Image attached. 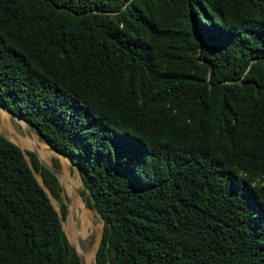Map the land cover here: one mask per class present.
<instances>
[{"label": "trees", "instance_id": "16d2710c", "mask_svg": "<svg viewBox=\"0 0 264 264\" xmlns=\"http://www.w3.org/2000/svg\"><path fill=\"white\" fill-rule=\"evenodd\" d=\"M0 102L78 165L95 264H264V0H0ZM27 153L0 131V264H81Z\"/></svg>", "mask_w": 264, "mask_h": 264}, {"label": "rangeland", "instance_id": "374dc122", "mask_svg": "<svg viewBox=\"0 0 264 264\" xmlns=\"http://www.w3.org/2000/svg\"><path fill=\"white\" fill-rule=\"evenodd\" d=\"M9 114L10 117V121L11 124L13 126L14 131H16L18 134L22 135L23 137H30V135H28L23 127V124L17 119L15 118L12 114ZM6 120H3V124L4 126L10 128V126L8 125V123L6 124ZM0 124V131L6 135L7 137L15 140L17 142L15 138L16 135H14L15 133H11L12 131H10L8 128H5ZM11 129V128H10ZM31 134L33 133L34 137L38 138L40 141L46 143L44 140H42L38 134L31 130L30 132ZM20 144L21 147L23 148H30L31 144H24L22 145L20 142H17ZM53 158H58L59 159V167L56 168L62 175H64V177L66 178L67 174L70 175V177L72 176L71 179H76L77 184L79 183V188H84L83 182L81 180L80 174L77 170L76 164L72 163L70 161V159L68 157H65L64 155H62L61 153H58L57 151H52L50 152V155L48 157V160H46L47 162L52 164V159ZM67 160V161H66ZM36 176L39 178L40 174L39 172L35 171ZM67 179V178H66ZM63 180L60 179V184H61V193H60V199L59 198H55L52 194L50 195L51 201L53 203V205L58 209L61 210V203H65L66 207H67V211H66V215L65 217L62 216V224L64 227V230L68 236V238L70 239V234L73 236V238L76 240L75 242H73L71 239V242L74 244H78V232H79V228H77V224L76 221L78 219V216L76 215V213H73L72 215L70 214V209H71V203L69 200V194L66 191V188L63 184ZM84 196V195H83ZM86 202V199H83ZM87 203V202H86ZM91 208V207H90ZM93 211V222L95 224L94 228H90V233L86 234L85 236H82V242L84 245V249H85V253H86V257L87 255H89V264H94L95 263V249L96 246L99 242V239L101 237L102 234V230L104 227V221L103 219L100 217V215L97 213V211L93 208H91ZM70 233V234H69Z\"/></svg>", "mask_w": 264, "mask_h": 264}, {"label": "bare ground", "instance_id": "6f19581e", "mask_svg": "<svg viewBox=\"0 0 264 264\" xmlns=\"http://www.w3.org/2000/svg\"><path fill=\"white\" fill-rule=\"evenodd\" d=\"M3 120H6V122L8 123V125L10 126L11 129L8 128L7 126L6 127L4 126ZM18 120L22 124H25V121L22 118H18ZM0 124L3 127L8 128L10 131H12L11 133H15L14 135H16V136L14 139H16L17 142H20L22 145H24V144L30 145L34 141L36 143V149H37L40 157L43 158L44 160L45 159L48 160L50 152L56 151V150L52 149L47 143H44V142L40 141L38 138L34 137L33 133L28 138V137H23L22 135L18 134L16 131H14L8 112L3 110L2 108H0ZM58 153H60V152H58ZM61 154L64 155L63 153H61ZM64 156L67 157L66 155H64ZM66 176H67L66 177L67 179L64 177L63 184L66 188L67 193L69 194V200L71 203L70 204L71 205L70 214L72 215L73 213H76V215L78 216V219L76 221L77 228H79L78 237L79 236L82 237V236H85L86 234L90 233V228L92 229L95 227V224L93 222V211L87 205V203L83 200V199H85L84 196L79 195L77 193V190L79 188V186H78L79 183L77 184L76 179H74V180L71 179L72 176L70 177V175H68V174ZM69 236L73 242L76 241L71 234ZM89 261H90L89 255H87L86 264H89Z\"/></svg>", "mask_w": 264, "mask_h": 264}, {"label": "water", "instance_id": "95a60500", "mask_svg": "<svg viewBox=\"0 0 264 264\" xmlns=\"http://www.w3.org/2000/svg\"><path fill=\"white\" fill-rule=\"evenodd\" d=\"M0 108H2L3 110H5V111H7V112H9L10 114H12L15 118H22L24 121H25V124H23V127H24V129H25V131H26V133L28 134V135H30L31 136V130H32V127L30 126V124L28 123V121L27 120H25L23 117H21L18 113H16L15 111H13V110H11L10 108H8V107H6L4 104H2L1 102H0ZM9 138V137H8ZM9 139H11V138H9ZM12 141H14L15 143H17L15 140H13V139H11ZM19 146H20V144L19 143H17ZM52 149H54V150H56L54 147H52L49 143H47ZM21 147V146H20ZM21 149L23 150V152H24V154H25V156H26V159H27V161H28V163L31 165V161H30V157H29V155H28V153H27V150H31V151H33L35 154H36V156L38 157V159H39V161L44 165V166H46L52 173H54L55 174V176L59 179V181H60V179L61 180H64V176L51 164V163H49V162H47L46 160H44L43 158H41L40 157V155H39V153H38V151H37V149H36V143L33 141L32 143H31V147L30 148H28V149H25V148H23V147H21ZM56 151H58V150H56ZM58 152H60V153H63V152H61V151H58ZM64 155H66L69 159H70V161L72 162V163H74L72 160H71V158L67 155V154H65V153H63ZM75 164V163H74ZM76 167H77V170H78V172H79V167H78V165L76 164ZM33 172H34V174H35V170H33ZM80 174V173H79ZM35 176H36V174H35ZM37 177V176H36ZM37 179H38V181L40 182V184H42V186L45 188V190L47 191V193H48V195H49V197H50V195H51V192H50V190H49V188L45 185V183H44V181H43V179H42V177H41V175H40V177L38 178L37 177ZM82 180V179H81ZM77 193L79 194V195H83L82 194V191H81V188H78V190H77ZM51 199V198H50ZM52 202V201H51ZM53 204V203H52ZM55 207V206H54ZM56 208V207H55ZM56 210L58 211V213H59V216H60V218H61V222H62V212H61V210H58L57 208H56ZM96 210V209H95ZM97 211V210H96ZM97 213L100 215V217L102 218V216H101V214L97 211ZM103 219V218H102ZM62 227H63V224H62ZM104 228V227H103ZM63 229H64V227H63ZM102 232H103V230H102ZM67 235V234H66ZM101 236H102V234H101ZM68 237V236H67ZM101 238V237H100ZM69 239V238H68ZM69 241L71 242V240L69 239ZM99 241H100V239H99ZM72 243V242H71ZM73 245H74V247L76 248V250H77V252H78V255H79V258H80V261H81V264H86V253H85V249H84V245H83V242H82V239H81V237L79 236L78 237V244L76 245V244H74V243H72ZM98 244H99V242H98ZM98 244H97V246H96V249H97V247H98ZM96 249H95V252H96ZM95 264V263H94Z\"/></svg>", "mask_w": 264, "mask_h": 264}]
</instances>
